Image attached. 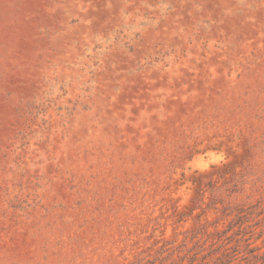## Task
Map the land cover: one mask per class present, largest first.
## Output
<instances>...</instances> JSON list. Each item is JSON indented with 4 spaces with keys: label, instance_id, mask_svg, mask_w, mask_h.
Masks as SVG:
<instances>
[{
    "label": "rangeland",
    "instance_id": "1",
    "mask_svg": "<svg viewBox=\"0 0 264 264\" xmlns=\"http://www.w3.org/2000/svg\"><path fill=\"white\" fill-rule=\"evenodd\" d=\"M0 264H264V0H0Z\"/></svg>",
    "mask_w": 264,
    "mask_h": 264
}]
</instances>
